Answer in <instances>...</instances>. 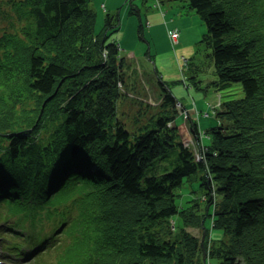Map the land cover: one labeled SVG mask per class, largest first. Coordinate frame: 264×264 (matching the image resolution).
I'll use <instances>...</instances> for the list:
<instances>
[{"label": "trees", "instance_id": "trees-1", "mask_svg": "<svg viewBox=\"0 0 264 264\" xmlns=\"http://www.w3.org/2000/svg\"><path fill=\"white\" fill-rule=\"evenodd\" d=\"M92 1L0 0V204L22 208L0 226L15 237L4 252L47 264L37 252L59 242L56 264H264V0H167L206 24L216 91L243 94L221 103L208 144L191 124L197 151L161 77L158 103L119 117L120 16L96 31ZM194 175L201 197L180 207ZM43 209L54 228L37 232ZM209 218L225 239L210 242Z\"/></svg>", "mask_w": 264, "mask_h": 264}, {"label": "rangeland", "instance_id": "rangeland-1", "mask_svg": "<svg viewBox=\"0 0 264 264\" xmlns=\"http://www.w3.org/2000/svg\"><path fill=\"white\" fill-rule=\"evenodd\" d=\"M161 1L163 2L160 9L155 7L156 0H93L90 4L96 12V31L102 30L107 13L115 15L118 13L120 16L119 30L112 33L108 40L114 39L120 45V54L124 57L127 89L132 94L123 90L128 96L125 95L119 104V117L141 114L145 109L142 106L145 101L158 103L157 100L161 97L158 78L161 77L177 100L187 107V113L192 114L200 123L197 124L200 128L199 139L202 138L208 144L210 139L206 133L210 126L216 124L218 120L213 115V109L221 107V103L224 101L241 98L242 90L240 86L235 85L232 89L216 91L211 84L217 78L211 49L207 42L203 41V37L207 33L206 24L186 4L177 1ZM163 11L166 13V17H163ZM141 24L142 26H140ZM176 27L180 30L181 38L180 44L174 51L168 38V30ZM185 59H188V64L185 63ZM130 99L135 103H131ZM138 115L135 117H139ZM176 120L177 125H180L183 138L197 151L198 145L193 143V139L197 144L199 140L190 129L191 124L195 121L189 125V123H185V117L182 115H178ZM200 190L198 175L187 178L178 190L177 204L180 207L187 206L191 199L201 197ZM55 204L56 202L51 203L49 207ZM31 212L36 215L34 220L38 218L35 222L37 232L42 231L44 227L46 231L54 228L49 211L43 209L45 217L42 219L39 217L38 210ZM31 212H29L30 215ZM19 214H22V208L15 203L0 204V221H2L0 226L5 217L17 219L18 217L15 215ZM175 220L179 225L178 216L175 217ZM26 225L29 226L28 220ZM211 226L212 219L209 218L206 228L211 229L210 242L225 239L223 230ZM30 230L34 231L32 228ZM191 231L198 237L203 234L198 229L192 228ZM73 232L70 230L67 236L62 235V238L69 242V239L72 240L75 236ZM2 240L0 241V260L3 261H0V264L29 263L27 257L16 259L10 253H3L4 239ZM58 243L56 242L55 246ZM55 246L42 254H40L42 251L39 250L37 255L43 258V262L49 261L47 264H56L57 256L53 255L52 251ZM202 259L203 264H217L216 260L211 259L208 253H205Z\"/></svg>", "mask_w": 264, "mask_h": 264}, {"label": "bare ground", "instance_id": "bare-ground-1", "mask_svg": "<svg viewBox=\"0 0 264 264\" xmlns=\"http://www.w3.org/2000/svg\"><path fill=\"white\" fill-rule=\"evenodd\" d=\"M162 2H163V1H161V0H156L155 7L160 9V8L162 7ZM165 15H166V13L163 11V17H166ZM165 24H166V23H165ZM174 29H177V30L179 31V33H180V30H179V28H177V27H176V28H173V29H170V30H174ZM170 30H168V38H169V31H170ZM180 38H181V33H180ZM180 38H179V41H178L177 44H173V43L171 42L170 38H169V41H170V43H171V45H172L174 51H175L176 47H178V45L180 44ZM178 59H179V58H178ZM179 60H180V59H179ZM185 63L188 64V59H185ZM165 86H167V84H165ZM127 91H129V93H131L129 89H127ZM131 94H132V93H131ZM133 95H134V94H133ZM219 108H220V107L216 108L215 110L213 109V115H214V116H216V111H217ZM177 110H178V115H182V116L185 117V120H184L185 123H189V125H190V123H192L193 121H195L194 123H196V124H200L192 114H190V113L188 114V113H187L188 110H187V107H186L184 104L178 102V103H177ZM189 110H190V109H189ZM207 114L209 115V113H207ZM209 116H210V115H209ZM176 118H177V117H176ZM175 122H176V124H178L177 120H175ZM178 127H179V130H180L181 136L183 137V134H182V131H181L180 125H178ZM190 129H191V128H190ZM184 130H185V129H184ZM18 231L21 232V229L19 228ZM9 234H12V233L5 232V231H1V230H0V241H3L2 239H4V242H5V241H6V242H11V241H13V238H15L14 235H13V234H12V235H9Z\"/></svg>", "mask_w": 264, "mask_h": 264}, {"label": "built area", "instance_id": "built-area-1", "mask_svg": "<svg viewBox=\"0 0 264 264\" xmlns=\"http://www.w3.org/2000/svg\"><path fill=\"white\" fill-rule=\"evenodd\" d=\"M169 38L171 40V42L173 44H177L178 41H179V38H180V33L177 29H174V30H170L169 31ZM189 142H187L186 144H188Z\"/></svg>", "mask_w": 264, "mask_h": 264}, {"label": "clouds", "instance_id": "clouds-1", "mask_svg": "<svg viewBox=\"0 0 264 264\" xmlns=\"http://www.w3.org/2000/svg\"><path fill=\"white\" fill-rule=\"evenodd\" d=\"M185 140V139H184ZM186 141V140H185ZM193 141H194V139H193ZM192 145V144H191Z\"/></svg>", "mask_w": 264, "mask_h": 264}]
</instances>
